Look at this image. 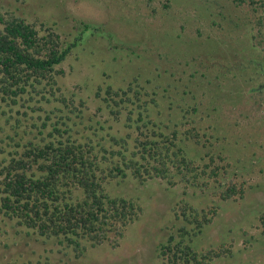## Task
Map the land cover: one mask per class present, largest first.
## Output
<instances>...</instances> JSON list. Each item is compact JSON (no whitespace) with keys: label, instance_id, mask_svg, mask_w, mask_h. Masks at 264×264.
Wrapping results in <instances>:
<instances>
[{"label":"rangeland","instance_id":"374dc122","mask_svg":"<svg viewBox=\"0 0 264 264\" xmlns=\"http://www.w3.org/2000/svg\"><path fill=\"white\" fill-rule=\"evenodd\" d=\"M249 1L0 0L3 14L24 18L41 35L50 28L64 43L76 44L73 54L58 67L64 74L57 78L61 88L57 99L48 95L51 101L47 102L34 93L33 100L26 95L16 105L0 106V164L10 160L11 153H23L29 142L48 140L60 116L64 124L59 128H71L70 135L79 142L116 149L110 137L130 135L129 148L133 149L139 133L127 127V112L115 117L103 100L109 86L124 89L137 78L142 84L151 81L158 94L153 98L159 107L150 104L155 121L171 128L180 124L178 129L184 132L183 125L193 119L203 128L201 134H208L202 137L207 148L185 142L192 158L208 163L205 156L213 151L226 158L225 162L217 160L219 165H229L228 174L211 180L204 191L186 189L182 184L170 186L160 179L141 185L132 176L113 182L108 186L112 195L134 198L143 210L117 249L108 244L92 248L84 243L86 251L80 255L57 238L40 237L1 216L0 264H169L161 256V246L171 236L182 235L185 222L177 213L180 215L183 202L199 209L218 208L213 222L193 243L198 251L224 246L225 253L208 264H264V92L257 90L264 84V76L253 81L252 69L238 72L235 68H243L242 64L250 68L254 56L264 60V53H250L246 37L256 22L253 9L260 8L264 17V0H254L258 2L255 6ZM86 25L92 29L86 30ZM260 41L264 44V37ZM208 56L216 57L218 63H203ZM210 64L212 71L223 67L240 75L233 79L239 83L232 85V90L241 91L242 96H229L227 87L214 103L208 81L190 79V68ZM192 89L193 94L189 92ZM60 94L68 98L69 108L57 101ZM195 106L196 113H185ZM56 108L63 111L51 113ZM47 116L52 120L47 121ZM210 135L219 138L210 139L212 147L207 141ZM230 180L244 184L245 199H220L221 186Z\"/></svg>","mask_w":264,"mask_h":264},{"label":"trees","instance_id":"16d2710c","mask_svg":"<svg viewBox=\"0 0 264 264\" xmlns=\"http://www.w3.org/2000/svg\"><path fill=\"white\" fill-rule=\"evenodd\" d=\"M249 4L255 6L258 2L250 0ZM259 9H253L256 22L251 24L253 27L246 37L250 39V53L262 55L264 44L260 39L264 37V17ZM236 25L238 27L239 23ZM85 27L86 30L92 29L87 25ZM75 47V43H64L60 35L50 28L41 35L40 30L24 18L0 11V106L16 105L26 95H31L30 100H33L34 93L47 102L51 101L49 96L57 99L56 93L61 91L57 78L64 74L58 67L73 54ZM208 58L203 63H218L216 57ZM250 63V68L245 64H242L243 68H235L238 72L252 69V76L257 77L253 81H258L264 76V60L254 56ZM196 68H190L193 71L190 79L208 81V85L213 87L209 93L214 103L218 100L217 94L225 93L223 91L227 87L229 96H242L241 91L232 90V85L238 84L236 80L240 77L232 70L225 71L220 67L212 71L211 64ZM218 80L220 83L214 87ZM152 84L151 81L142 84L136 78L127 88L116 90L109 86L105 91L103 101L110 113L118 117L125 110L129 122L127 127L135 128L139 133L133 149L129 148L130 135L125 138L112 135L113 147L118 148L109 149L98 144V151V147L91 142L73 139L71 128H59L64 124L63 116H60L53 124L48 140L29 142L23 153H11V159L0 164V217L16 221L19 226L34 231L40 237L57 238L80 255L86 251L84 243L92 248L108 244L117 249L128 227L139 219L143 210L134 198L112 195L108 186L113 182L119 183L132 176L141 185L160 179L170 186L182 184L186 189L204 191L211 180L216 181L223 173L228 174L229 165L217 163V160H226L221 153L207 152L205 157L209 162H204L206 159L202 158L204 164L190 156V145L185 142L203 145L202 137L208 135L205 132L201 134L203 128L195 120L185 123L183 127L186 126V129L181 132L178 129L180 124L175 123V128H171L153 119L150 104L158 108L159 103L153 98L158 94ZM155 87L161 88L159 85ZM185 87L189 88V85ZM257 90L263 94L264 84L259 85ZM189 92L194 93L193 89ZM251 93L257 95V92ZM59 97L57 101L69 108L68 98L63 94ZM129 105L134 108L130 110ZM195 108L197 106L185 110V113H196ZM62 111V108H56L51 113ZM183 117L185 120L188 118L186 115ZM51 120L52 117L47 116V121ZM46 123L43 126L46 127ZM182 135L184 138L180 137ZM214 138L210 135L207 139L211 147L210 139ZM221 187L220 199L223 202L245 199L244 184L230 180ZM217 209H199L183 202L178 210L180 215L177 213V217H183L185 222L181 228L182 235L171 236L167 243L162 244L161 256L166 257L169 264H208L221 257L225 253L224 246L198 251L193 245L195 238L213 222L212 216L218 214ZM261 221L264 224V215Z\"/></svg>","mask_w":264,"mask_h":264}]
</instances>
